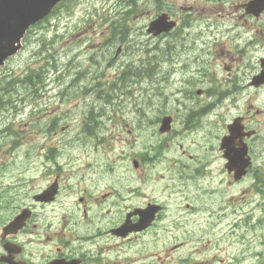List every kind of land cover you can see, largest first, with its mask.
Returning a JSON list of instances; mask_svg holds the SVG:
<instances>
[{
  "label": "rangeland",
  "instance_id": "374dc122",
  "mask_svg": "<svg viewBox=\"0 0 264 264\" xmlns=\"http://www.w3.org/2000/svg\"><path fill=\"white\" fill-rule=\"evenodd\" d=\"M176 2L184 7L194 2L200 13L210 12L212 5L207 0ZM154 12L145 0H68L27 33L23 49L9 59L0 78L4 101L0 162H5L0 163V195L4 194L0 216L10 214V207L3 204L16 203L17 197L10 196L23 191L16 187L9 194L4 185L30 177L32 162L44 160L45 149L39 146L46 126L56 121L68 130L50 141L55 155L75 167L88 162L103 166L104 172L112 167L120 184L127 183L124 173L136 170L132 158L146 154L147 171L161 173L168 185L192 198L195 193L184 176L180 180L172 173L204 170L209 164L210 172L199 176V188L205 187L199 192L214 188L213 193L201 195L197 203H208L215 210L203 208L196 215L193 233L200 238L195 237L193 244L206 245L198 260L264 264V194L253 187L258 180L230 184L220 150L226 122L242 110L244 100L233 106L231 100L185 97L179 92L176 78L181 65L175 60L180 40L176 35L162 39L147 33ZM170 72L174 75L168 78ZM31 75L32 82L22 80ZM204 103L214 105L200 112ZM167 113L176 122L165 135L159 129ZM9 123L10 131L3 136ZM262 151L263 146L254 152L252 170L264 172ZM175 156L179 158L174 167L163 161ZM182 160L191 167H182ZM104 178L112 180L106 173ZM75 199L73 195V203ZM211 215L213 223L207 222Z\"/></svg>",
  "mask_w": 264,
  "mask_h": 264
},
{
  "label": "flooded vegetation",
  "instance_id": "af4514ba",
  "mask_svg": "<svg viewBox=\"0 0 264 264\" xmlns=\"http://www.w3.org/2000/svg\"><path fill=\"white\" fill-rule=\"evenodd\" d=\"M145 1L155 10L150 20L164 16L176 22L171 30L150 35L162 39L176 35L180 40L175 60L181 65L176 78L179 92L185 97L231 100L233 106L244 100L242 110L226 122L224 136L231 137L235 151L242 146L247 149L249 164L245 173L238 172L230 165L227 148L220 147L225 174L230 184L258 180L253 187L264 194V172L252 170L254 152L264 147V0H207L212 4L207 13H200L194 2L184 7L177 0ZM173 75L170 72L168 78ZM212 105L204 103L200 112ZM165 116L171 117V126L159 130L168 135L176 117ZM9 125L2 130L3 136L10 131ZM67 130V125L56 121L47 125L39 146L45 149L44 160L32 162L30 177L4 185L9 194L16 187L23 191L10 196L17 197L15 204H3L10 207V214L0 216V264H201L198 256L206 245L193 244L195 237L200 238L194 236L193 225L200 210H215L208 203H197L201 195L213 193L214 188L199 192L205 189L199 188V176L210 172L209 164L204 170L172 173L186 179L195 193L192 198L181 195L176 185H168L166 176L147 171L150 158L146 154L132 158L136 170L124 173L127 183L120 184L112 167L105 172L94 162L75 167L54 154L50 141ZM181 163L185 169L191 167L190 162ZM104 173L112 180L107 182ZM20 215L23 225L10 228ZM207 220L213 223L214 216Z\"/></svg>",
  "mask_w": 264,
  "mask_h": 264
},
{
  "label": "water",
  "instance_id": "95a60500",
  "mask_svg": "<svg viewBox=\"0 0 264 264\" xmlns=\"http://www.w3.org/2000/svg\"><path fill=\"white\" fill-rule=\"evenodd\" d=\"M61 1L63 0H0V68L7 59L21 50L22 40L30 27L46 18ZM166 21L167 18L160 16L151 23L149 32L159 34L175 26V22L167 23ZM170 120V118L164 120L162 131L169 129ZM221 147L222 149L227 148L226 156L231 167L236 168L238 172L245 173L249 164V159L245 158L247 149L242 146L235 151L229 136L223 138ZM22 225L20 215L10 224V228Z\"/></svg>",
  "mask_w": 264,
  "mask_h": 264
},
{
  "label": "bare ground",
  "instance_id": "6f19581e",
  "mask_svg": "<svg viewBox=\"0 0 264 264\" xmlns=\"http://www.w3.org/2000/svg\"><path fill=\"white\" fill-rule=\"evenodd\" d=\"M179 157L178 156H175V157H170V158H167V157H165L164 159H163V161L164 162H169L170 164H171V166L172 167H174L175 166V164L177 163V159H178Z\"/></svg>",
  "mask_w": 264,
  "mask_h": 264
},
{
  "label": "trees",
  "instance_id": "16d2710c",
  "mask_svg": "<svg viewBox=\"0 0 264 264\" xmlns=\"http://www.w3.org/2000/svg\"><path fill=\"white\" fill-rule=\"evenodd\" d=\"M120 31H122V28L120 29ZM32 81H33V79H32V75H31V77H29V82H32ZM3 104H4V101L0 98V109H1Z\"/></svg>",
  "mask_w": 264,
  "mask_h": 264
}]
</instances>
